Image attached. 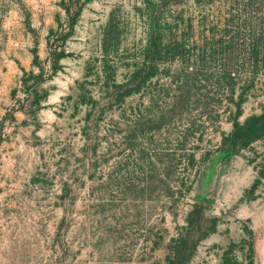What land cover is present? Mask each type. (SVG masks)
I'll list each match as a JSON object with an SVG mask.
<instances>
[{
    "label": "rangeland",
    "instance_id": "obj_1",
    "mask_svg": "<svg viewBox=\"0 0 264 264\" xmlns=\"http://www.w3.org/2000/svg\"><path fill=\"white\" fill-rule=\"evenodd\" d=\"M0 264H264V0H0Z\"/></svg>",
    "mask_w": 264,
    "mask_h": 264
}]
</instances>
